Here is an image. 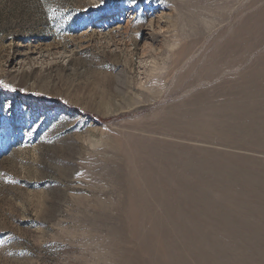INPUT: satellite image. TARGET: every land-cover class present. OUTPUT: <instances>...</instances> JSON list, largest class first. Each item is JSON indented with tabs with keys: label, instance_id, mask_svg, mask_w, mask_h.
<instances>
[{
	"label": "rangeland",
	"instance_id": "374dc122",
	"mask_svg": "<svg viewBox=\"0 0 264 264\" xmlns=\"http://www.w3.org/2000/svg\"><path fill=\"white\" fill-rule=\"evenodd\" d=\"M100 3L0 0V264H264V0Z\"/></svg>",
	"mask_w": 264,
	"mask_h": 264
},
{
	"label": "snow or ice",
	"instance_id": "6c2138e0",
	"mask_svg": "<svg viewBox=\"0 0 264 264\" xmlns=\"http://www.w3.org/2000/svg\"><path fill=\"white\" fill-rule=\"evenodd\" d=\"M130 2L131 3H135L136 2V0H130ZM105 3V0H101V3H100V5H97L98 7L99 6H102L103 4ZM49 11H51V12H53L54 13V9H50ZM0 84H3V82L2 81H0ZM5 88H10L12 91H15V89L14 88H11V86L10 85H3ZM8 107L10 108L11 107V105L9 104L8 105Z\"/></svg>",
	"mask_w": 264,
	"mask_h": 264
}]
</instances>
